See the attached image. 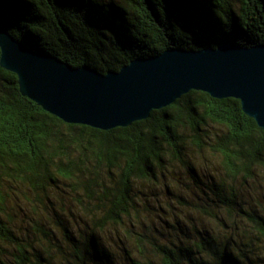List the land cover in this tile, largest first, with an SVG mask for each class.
I'll return each instance as SVG.
<instances>
[{"label": "trees", "instance_id": "obj_1", "mask_svg": "<svg viewBox=\"0 0 264 264\" xmlns=\"http://www.w3.org/2000/svg\"><path fill=\"white\" fill-rule=\"evenodd\" d=\"M0 25L34 50L106 73L170 48L264 44V0H0ZM260 175L264 128L237 98L191 90L102 130L45 111L0 64V264H264V212L249 200L264 197ZM163 191L219 225L246 221L262 255L197 225L192 237L178 216L167 221L182 232L176 240L151 237L144 207ZM201 191L206 204L184 194ZM109 230L121 257L103 242Z\"/></svg>", "mask_w": 264, "mask_h": 264}, {"label": "water", "instance_id": "obj_2", "mask_svg": "<svg viewBox=\"0 0 264 264\" xmlns=\"http://www.w3.org/2000/svg\"><path fill=\"white\" fill-rule=\"evenodd\" d=\"M0 50V64L18 76L21 93L67 123L126 127L201 90L239 99L244 112L264 128V44L170 48L106 73L34 50L2 25Z\"/></svg>", "mask_w": 264, "mask_h": 264}, {"label": "rangeland", "instance_id": "obj_3", "mask_svg": "<svg viewBox=\"0 0 264 264\" xmlns=\"http://www.w3.org/2000/svg\"><path fill=\"white\" fill-rule=\"evenodd\" d=\"M211 162L217 164L218 160L215 157H211ZM212 171L214 170L212 169ZM172 186L176 191L180 193L182 192L181 184L176 185L172 181ZM254 187L257 193L264 192V176L262 177V175H260L257 182L254 183ZM144 190L150 191L151 189L145 188ZM161 194L163 195V197H160V200L157 198L152 199L150 206L144 207V209L148 213L147 220H149V222L147 229L151 237L154 236L161 242H166V240L168 239L176 240L177 236L182 235V232H180L181 230H179L178 228H172L167 223V221L174 220L173 218L175 216H178L183 229L186 230L192 237L195 235L194 225H197L198 229L203 231L204 228H207L212 234L216 235L220 245L227 243L233 248H236L237 246L244 249L251 248L254 251L258 250L259 254L262 255L260 251V245L263 242L260 241L261 238L258 237L259 234L255 233V231H252L246 221H243L237 217L241 221L235 223V225L233 223V225L225 227L224 225H219L213 222L212 218H210L206 213L200 214L196 212L191 206L190 209L187 207H183L182 205L184 204H182L181 199H175L174 197L171 198V195H168L167 197L165 195V191H163ZM184 194L186 196L190 195L194 200H196V202L198 201L201 202V204H206V201L204 200L205 195L202 193V191L199 192L200 198H197L192 192ZM249 200L257 211H260L262 213L264 212V197H262V195ZM161 204L164 206V212L160 210L162 206ZM167 210L169 212H166ZM225 216L226 215H222V217L224 218ZM23 223L25 224L26 222ZM146 230L138 228L139 232H146ZM112 232H114V230H109L102 235L103 242H106L112 248L115 256L121 257L123 254L122 247L120 246L121 243L119 242L118 238H114L112 236ZM124 244L127 248H130V246H132L130 240H125ZM262 252L264 251L262 250Z\"/></svg>", "mask_w": 264, "mask_h": 264}]
</instances>
